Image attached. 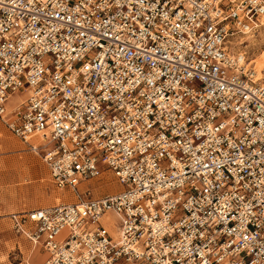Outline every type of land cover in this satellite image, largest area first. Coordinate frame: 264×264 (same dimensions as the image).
<instances>
[{"label":"built area","instance_id":"1","mask_svg":"<svg viewBox=\"0 0 264 264\" xmlns=\"http://www.w3.org/2000/svg\"><path fill=\"white\" fill-rule=\"evenodd\" d=\"M263 17L264 0H0V118L78 195L12 214L40 264H264V76L231 49ZM104 168L120 188L94 196Z\"/></svg>","mask_w":264,"mask_h":264},{"label":"rangeland","instance_id":"2","mask_svg":"<svg viewBox=\"0 0 264 264\" xmlns=\"http://www.w3.org/2000/svg\"><path fill=\"white\" fill-rule=\"evenodd\" d=\"M232 41L233 50L246 52L250 64L256 70L264 69V18L254 38L238 34ZM26 94V90L15 92L5 103L6 107L13 108ZM84 185L88 186L91 194L97 196L120 188L115 174L108 168H104L97 177L86 181ZM63 195H67L65 199L69 201L76 199L71 191L54 185L43 159L29 151L0 121V264H24L26 261L32 263L33 259L36 262L42 260L44 252H40L41 244L35 243L37 249L29 254L34 242L25 233L17 231L10 214L37 205H54L65 200L61 199ZM112 219L116 225L119 224L116 217ZM104 223L108 225L107 220ZM110 227L116 234L114 227Z\"/></svg>","mask_w":264,"mask_h":264},{"label":"bare ground","instance_id":"3","mask_svg":"<svg viewBox=\"0 0 264 264\" xmlns=\"http://www.w3.org/2000/svg\"><path fill=\"white\" fill-rule=\"evenodd\" d=\"M264 18V17H263ZM261 23H262V19H261ZM246 37H248V38H250V39H252V38H254V36H255V32H249V33H247V34H244ZM232 49V48H231ZM233 50V49H232ZM234 51V50H233ZM244 53V52H243ZM246 53V52H245ZM244 62V61H243ZM246 62V64H247V66H252L251 64H250V62L248 61H245ZM253 67V66H252ZM254 68V67H253ZM254 70L256 71V75H257V78H262L263 76H264V69L262 70V71H258V70H256L255 68H254ZM37 137H34V139L36 140V141H39L38 139H36ZM116 189H117V186H116ZM64 190H66V189H64ZM68 191H70V190H68ZM72 193H74V195L76 196V199L78 198V195H77V193H75V192H73V191H71ZM67 196V195H66ZM66 196H64L63 195V197H61V199L62 200H64L65 198H66ZM75 199V200H76ZM75 200H71V201H75ZM63 202V201H62ZM58 203H61V202H58ZM58 203H56V204H58ZM113 234H115V233H113ZM116 235V234H115ZM39 242H37V244H38ZM37 246L35 245V243L33 244V246H31V248L29 249V254H32V253H34L35 252V250L37 249L36 248Z\"/></svg>","mask_w":264,"mask_h":264},{"label":"crops","instance_id":"4","mask_svg":"<svg viewBox=\"0 0 264 264\" xmlns=\"http://www.w3.org/2000/svg\"><path fill=\"white\" fill-rule=\"evenodd\" d=\"M0 121L3 123V125L5 126V128H6L7 130H9V132H10L12 135H14V136H15L16 138H18V139H19V140H20L25 146H27V148H28L29 151L35 153L36 155H38V156H40V157L42 158L41 154L36 153V152H34V151H32V150L30 149V145H29L28 143L24 142V141H23L22 139H20L18 136H16L15 134H13V132L8 128V126L5 124V122H4L1 118H0ZM44 165H46L45 162H44ZM46 167H47V165H46ZM47 168H48V167H47ZM94 196H97V195H94ZM35 207H38V205L35 206ZM35 207H32V208H35ZM39 207H41V206H39ZM32 208H30V209H32ZM30 209H29V210H30ZM23 211H27V210H23ZM23 211H18V212H23ZM18 212H15V213H18ZM12 214H13V213L10 214V219H11V221H12L13 224H14V221H13V219H12ZM14 226H15V224H14ZM17 231H18V230H17ZM19 232H20V231H19ZM41 251L44 252V256H43L42 260H41L40 262H36V261L33 259V260H32V263L40 264V263L46 258L47 253H46V251L44 250L43 247H41L40 252H41Z\"/></svg>","mask_w":264,"mask_h":264}]
</instances>
